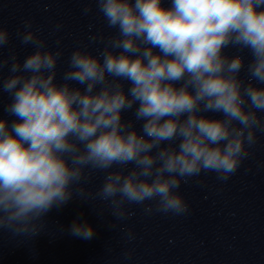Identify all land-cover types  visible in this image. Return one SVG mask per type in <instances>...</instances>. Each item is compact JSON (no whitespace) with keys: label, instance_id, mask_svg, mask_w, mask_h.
Here are the masks:
<instances>
[{"label":"clouds","instance_id":"clouds-1","mask_svg":"<svg viewBox=\"0 0 264 264\" xmlns=\"http://www.w3.org/2000/svg\"><path fill=\"white\" fill-rule=\"evenodd\" d=\"M94 3L115 32L89 37L103 45L96 55L76 47L63 82L61 41L49 48L31 19L16 36L34 50L22 61L11 50L0 54V93L10 98L0 117V230L13 237L40 235L47 214L74 197L105 203L118 222L135 215L131 205L184 216L181 184L209 172L227 181L264 134V0ZM10 39L0 23V52ZM229 47L250 53L247 83L245 58L226 54ZM132 110L135 119H124ZM97 172L103 183L92 191L86 185ZM119 230L135 241L132 228ZM69 232L95 236L79 219Z\"/></svg>","mask_w":264,"mask_h":264}]
</instances>
